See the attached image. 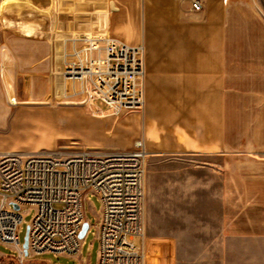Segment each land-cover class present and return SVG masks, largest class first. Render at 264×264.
<instances>
[{
  "label": "crops",
  "instance_id": "1",
  "mask_svg": "<svg viewBox=\"0 0 264 264\" xmlns=\"http://www.w3.org/2000/svg\"><path fill=\"white\" fill-rule=\"evenodd\" d=\"M55 1L62 34L115 35V0H95V10L90 0ZM167 1L150 0L145 7L142 114L130 115L110 135L89 112L96 100L73 116L81 134L102 146L130 145L141 136L150 155L203 156L209 165L202 166L213 173L218 165L224 264L234 257L239 264H264V22L247 0H204L199 12L190 0L182 12L170 10ZM46 3L48 11L35 16L49 15ZM2 23L0 65L12 62L25 76L46 70L53 77L65 49L62 41L57 47L56 31L35 34L43 27L30 19Z\"/></svg>",
  "mask_w": 264,
  "mask_h": 264
},
{
  "label": "built area",
  "instance_id": "2",
  "mask_svg": "<svg viewBox=\"0 0 264 264\" xmlns=\"http://www.w3.org/2000/svg\"><path fill=\"white\" fill-rule=\"evenodd\" d=\"M190 1L194 11L204 9V0ZM62 42V67L53 78L61 74L70 81L76 87L72 94L81 95L87 104L101 100L113 114L143 109V44L131 45L115 36ZM56 44L61 47L57 39ZM149 155L143 137L119 149L0 151V243L17 252L19 264H48L29 260L42 253L80 256L86 202L94 193L102 203L96 224L97 264H159L156 254L147 257L145 248ZM27 208L35 209L28 254L19 237ZM136 237L142 238L141 250Z\"/></svg>",
  "mask_w": 264,
  "mask_h": 264
},
{
  "label": "rangeland",
  "instance_id": "3",
  "mask_svg": "<svg viewBox=\"0 0 264 264\" xmlns=\"http://www.w3.org/2000/svg\"><path fill=\"white\" fill-rule=\"evenodd\" d=\"M47 1L0 0V26L2 21L10 18L30 19L43 27L35 34L53 29L56 31L55 38L58 43L63 41L61 35L74 36L69 32L62 34L63 30L58 27L60 16L55 9V0H50L52 4L50 3L49 15L42 16L43 18L35 16L41 10L48 11ZM185 1L188 2L168 0L165 5L170 10L182 12L187 9ZM247 1L256 16L264 22V0ZM148 4L150 0H115L118 10H112V19H117L118 23L117 26L115 24L113 36L131 45L143 44L146 50L144 19L145 7ZM97 5V1H89L91 10H95ZM180 19L184 20L186 16ZM68 50L72 51L71 44H68ZM144 60L146 70V51ZM12 64L4 61V65H0V151L32 153L48 152L61 147L80 149L93 146L100 149H119L131 146L132 142L126 146H102L85 138L73 115L79 110H89L81 95L72 94L70 81L67 82L69 90L65 95L61 90L60 80L57 82V78L47 76L46 70L43 76L35 73L25 76L21 74L22 68ZM59 76L62 77L61 74H58ZM94 104L97 109L89 112L98 115L99 120L106 125L108 135L113 132L115 126L120 127V124L127 122L130 115H141L145 107L144 105L139 111L113 114L104 102L96 100ZM203 158L206 157L193 154H159L148 157L145 239L148 246L147 257L156 254L159 264L225 262L221 231V168L217 165L218 172H209L208 168L202 166L209 165L201 162ZM101 206L99 196L89 193L86 202L89 229L82 239L80 256L42 253L29 260L48 264H97L99 241L96 236V224ZM23 211L25 218L19 233L22 244L35 209L27 208ZM134 243L141 250L142 238L136 237ZM16 257V251L0 243V264H19ZM239 262V258L232 259V264Z\"/></svg>",
  "mask_w": 264,
  "mask_h": 264
},
{
  "label": "bare ground",
  "instance_id": "4",
  "mask_svg": "<svg viewBox=\"0 0 264 264\" xmlns=\"http://www.w3.org/2000/svg\"><path fill=\"white\" fill-rule=\"evenodd\" d=\"M110 36H113V35H111V34H103V35H93V36H87V37H66L64 40H67L69 38H71V39L99 38L100 39V38H106V37H110ZM58 79L61 82V84H60L61 90H62V92H65V95H66L67 94L66 92H68V90H69L67 81L64 78L60 77V76L58 77ZM74 88H76V87L71 84V89H74Z\"/></svg>",
  "mask_w": 264,
  "mask_h": 264
},
{
  "label": "water",
  "instance_id": "5",
  "mask_svg": "<svg viewBox=\"0 0 264 264\" xmlns=\"http://www.w3.org/2000/svg\"><path fill=\"white\" fill-rule=\"evenodd\" d=\"M16 208H18L17 205H15ZM89 229V223L85 222L83 225V228L80 232V237L84 238V236L86 235L87 231ZM28 245H29V226L27 227V231H26V235L24 238V242H23V247L25 248V253L28 254Z\"/></svg>",
  "mask_w": 264,
  "mask_h": 264
}]
</instances>
